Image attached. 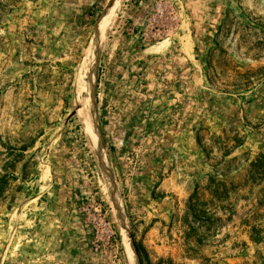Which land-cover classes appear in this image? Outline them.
Wrapping results in <instances>:
<instances>
[{
  "label": "rangeland",
  "instance_id": "rangeland-1",
  "mask_svg": "<svg viewBox=\"0 0 264 264\" xmlns=\"http://www.w3.org/2000/svg\"><path fill=\"white\" fill-rule=\"evenodd\" d=\"M109 2L80 3L76 12L70 0H0V264H82L65 228L75 220L73 211L55 208L65 203L74 204L75 216L91 229L86 264H129L116 195L106 189L102 150L91 139L98 127L140 263L264 264V0H199L184 7L205 17L198 52L217 126L198 129L186 174L170 193L161 186L162 164L152 177L147 171L151 147L139 122L151 107L149 85L124 89L136 93L134 127L111 129L115 118L102 117L114 107L108 94L122 89L108 80L103 56L116 26L129 21L121 16L130 1L122 0L95 46ZM60 140L77 142L78 149L62 150L68 160L57 165L50 151ZM91 175L89 193L81 184ZM136 180L135 191L129 184ZM49 200L54 207L42 219L55 220L57 235L43 231L25 241L15 221L29 203ZM99 219L107 225L105 238L96 241Z\"/></svg>",
  "mask_w": 264,
  "mask_h": 264
},
{
  "label": "crops",
  "instance_id": "crops-1",
  "mask_svg": "<svg viewBox=\"0 0 264 264\" xmlns=\"http://www.w3.org/2000/svg\"><path fill=\"white\" fill-rule=\"evenodd\" d=\"M178 1L183 7L194 6L196 2H199V0ZM96 2H100V0H70V3L77 7H75L76 12L80 8L78 4L93 5ZM141 14V9L133 5L126 8L125 15L129 21L123 19L116 26L111 35L107 52L103 56V61L108 63L110 72L108 80H114L122 85V89L108 94L107 98L115 100L114 107H111V111L103 112L102 117L105 120L108 117L115 118L110 122L111 129L123 131L134 127L136 124L133 117L136 114L133 106L136 93L133 90L126 91L124 89L140 86L146 82L150 88L151 107L146 118L140 120L139 126L148 132L146 140L148 146L151 147V152L147 154L149 162L147 171L152 177L156 171L160 170L158 165L162 164L164 178L161 186L167 187L168 192L176 191L180 186H176L174 181L186 174L188 147L192 149L198 143V129L201 126L215 129L217 126L216 117L212 118L213 110L205 101L208 87L205 84L202 57L198 52L200 51L198 47L201 41L200 35L204 29L205 17L203 18L201 11L188 13L183 10L180 28L171 37L145 42L137 26ZM138 95L144 94L138 93ZM107 126L109 123L106 122ZM54 143L50 154L57 165H62L65 160H68L64 157L62 150L75 152L78 149L77 142L72 140L62 141V143L55 141ZM101 167L105 182L111 192L109 175L104 165L101 164ZM109 169L112 174L110 165ZM93 178L94 175H91L88 181H84L85 184H81L82 186L88 185L86 187L89 193L93 191ZM139 182L136 180L135 185L129 184V188L136 191L139 188ZM73 183L71 181L70 185L72 186ZM116 191L118 193L117 187ZM46 193L49 195L50 190L44 191L40 197L46 199L48 196ZM151 203L156 205L157 201L153 199ZM29 204L28 210L17 218L16 224H14L19 236L27 241L28 239H38L43 231L45 234L57 235L59 226L54 223L55 220L50 222V220L42 219L46 211L53 208L54 204L50 200ZM60 206L73 211L75 220L67 221L65 228L69 230L68 240L71 241V250L75 257H80L79 260L81 259L82 264H86L92 250L89 224L80 221L79 216H75L77 211L72 209L75 207L74 204H57L55 208ZM157 209L160 211L159 208ZM163 209L166 212V209ZM153 216L156 217V215Z\"/></svg>",
  "mask_w": 264,
  "mask_h": 264
},
{
  "label": "built area",
  "instance_id": "built-area-1",
  "mask_svg": "<svg viewBox=\"0 0 264 264\" xmlns=\"http://www.w3.org/2000/svg\"><path fill=\"white\" fill-rule=\"evenodd\" d=\"M129 5L141 9L142 14L137 22L140 34L145 42L152 40L168 39L179 30L181 25V16L184 10L182 4L178 0H129ZM125 13V12H124ZM122 14L121 17H124ZM96 210L102 215L101 205ZM107 223L99 219L93 223V231L96 241L105 238V229ZM104 226V227H103ZM109 232V231H107Z\"/></svg>",
  "mask_w": 264,
  "mask_h": 264
},
{
  "label": "bare ground",
  "instance_id": "bare-ground-1",
  "mask_svg": "<svg viewBox=\"0 0 264 264\" xmlns=\"http://www.w3.org/2000/svg\"><path fill=\"white\" fill-rule=\"evenodd\" d=\"M121 3H122V0H113L112 3L109 5V7L105 10L104 15L102 16V19H101V29H100L99 33L96 35V46L97 47H99L100 44L105 39V37H106L105 31H106V28H107L108 23L110 21V18L114 16L115 12L121 6ZM95 56H98V49L95 50ZM83 116H84V114H83ZM90 134H91V139H92L93 144L96 147V149H98L100 151L102 150V154L100 153L102 165H104V167H105V169L109 175L108 181H109L111 192H112V194L114 193L116 195V203H117V205H116L117 206L116 207V217H117L118 222L120 224L121 233L123 235L122 236L123 237V243L125 245V251H126V254L128 257V262H129V264H139V256H138V253L136 252V246H134L133 240L131 238V231H130L128 220H127L125 210H124V207L122 204V200H121L120 196H118V194L116 193L117 192L116 191V185H115L113 176H112L110 169H109L105 148L103 147V138H102V134H101L99 127H98L97 131H92ZM98 150H96V151H98ZM106 189H107V191L109 190L108 187Z\"/></svg>",
  "mask_w": 264,
  "mask_h": 264
},
{
  "label": "water",
  "instance_id": "water-1",
  "mask_svg": "<svg viewBox=\"0 0 264 264\" xmlns=\"http://www.w3.org/2000/svg\"><path fill=\"white\" fill-rule=\"evenodd\" d=\"M112 1H113V0H110L109 4H111ZM109 4H108V5H109ZM102 14H103V13H102ZM101 16H102V15H101ZM98 25H99V22H98ZM96 29H97V28H96ZM95 37H96V31H95V36H94L95 46H96V38H95ZM131 238H132V240H133L134 246H136L132 234H131ZM136 252H137V250H136ZM139 264H141V263H140V260H139Z\"/></svg>",
  "mask_w": 264,
  "mask_h": 264
},
{
  "label": "trees",
  "instance_id": "trees-1",
  "mask_svg": "<svg viewBox=\"0 0 264 264\" xmlns=\"http://www.w3.org/2000/svg\"><path fill=\"white\" fill-rule=\"evenodd\" d=\"M101 71H102V65H100V68H99L98 83H100V80H101ZM109 149H111V147H109ZM141 264H143V261H141Z\"/></svg>",
  "mask_w": 264,
  "mask_h": 264
}]
</instances>
